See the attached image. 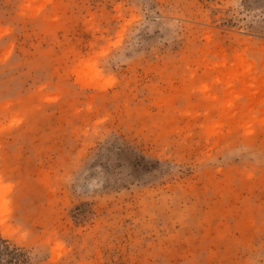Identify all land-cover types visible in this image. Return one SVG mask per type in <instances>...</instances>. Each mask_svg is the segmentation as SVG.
Here are the masks:
<instances>
[{"label":"rangeland","instance_id":"374dc122","mask_svg":"<svg viewBox=\"0 0 264 264\" xmlns=\"http://www.w3.org/2000/svg\"><path fill=\"white\" fill-rule=\"evenodd\" d=\"M0 264H264V0H0Z\"/></svg>","mask_w":264,"mask_h":264}]
</instances>
